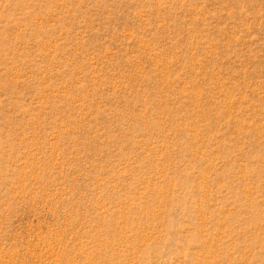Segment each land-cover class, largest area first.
Listing matches in <instances>:
<instances>
[{"label": "rangeland", "instance_id": "1", "mask_svg": "<svg viewBox=\"0 0 264 264\" xmlns=\"http://www.w3.org/2000/svg\"><path fill=\"white\" fill-rule=\"evenodd\" d=\"M0 264H264V0H0Z\"/></svg>", "mask_w": 264, "mask_h": 264}]
</instances>
